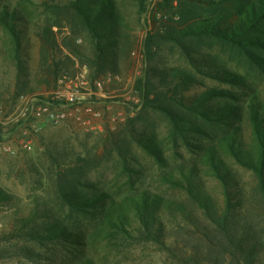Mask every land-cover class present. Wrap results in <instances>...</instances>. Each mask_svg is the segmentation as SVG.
I'll return each mask as SVG.
<instances>
[{
  "label": "rangeland",
  "instance_id": "rangeland-1",
  "mask_svg": "<svg viewBox=\"0 0 264 264\" xmlns=\"http://www.w3.org/2000/svg\"><path fill=\"white\" fill-rule=\"evenodd\" d=\"M141 1L110 0L119 26L108 19L100 69L89 31L51 7L109 0H0L17 33L0 21V264H264V142L249 111L264 119V19L231 47L180 35L214 17L239 25L238 1ZM175 70L195 80L176 94ZM59 87L79 99L53 102ZM211 90L228 94L195 107Z\"/></svg>",
  "mask_w": 264,
  "mask_h": 264
},
{
  "label": "trees",
  "instance_id": "trees-1",
  "mask_svg": "<svg viewBox=\"0 0 264 264\" xmlns=\"http://www.w3.org/2000/svg\"><path fill=\"white\" fill-rule=\"evenodd\" d=\"M145 1L146 0L141 1L142 8L145 4ZM237 1L239 5H236V8L238 9V13L240 14V20H241L239 25H236L235 27L231 29H223L220 23V21L224 19L223 16L214 17V18H210L208 20H205L199 23V25L201 26L197 25L196 27H193V26L188 27L185 31H183V33L180 36L181 37L207 36L208 38L213 37L223 42L225 41L231 47H234L236 40H238V42L241 43L242 41L237 38H240L242 36H249L250 23L255 22V20L264 19V0H257L258 3L252 4V5H250V0H236V2ZM52 5L54 6L51 7V9L65 10L68 16L75 17L85 27V29L89 31V33L91 34L93 38V42H94V45L97 51L96 64L99 66L100 69H102L106 63V58L103 54L105 51L104 46L106 43L103 42V37L105 33H109L110 31V25H109L110 22L108 21V19H111L112 21V28L113 27L117 28L119 26V20H118V16L116 15L117 11L115 9V5L111 3L109 0L108 3L102 4L100 9L93 13H87L83 9L81 4L78 2L77 3L73 2L65 6H61L55 3H53ZM0 21L2 22V24L7 30L9 31L11 30L10 28L13 26L14 20L10 19V13L7 12V9H4L2 12L0 11ZM12 32H13L12 33L13 35L14 33L17 35L15 30H13ZM40 38L43 43L42 45L45 51H48L49 49V51L54 52L56 48L58 47L55 35L52 32L51 27L49 29L44 30ZM151 38H154V37H151ZM15 42L17 43L15 45V52H16L15 59H18L19 52L21 50V45L17 37H16ZM244 42H247V41H244ZM148 43H147L148 53L151 54L152 52L151 40L150 42L148 41ZM108 46H112L113 48H116V46H114L113 44H108ZM149 59L150 58L148 57V60ZM205 74L211 75L213 78H216V79L223 78V77H220L219 76L220 73H216V71H207V73ZM167 77L168 79H171L173 82L172 85H174L175 90L171 92H174L175 94L179 92L180 89H186L190 87L191 85H193L195 82V80L190 75L180 70L172 71V74L170 75L167 74ZM223 79L227 80L228 83H232L234 85L239 84L240 82V77L238 75L236 76L233 75L231 78H223ZM147 81L149 80H147L146 78L144 79V81L140 82L139 85L140 87H142L140 88L143 92L142 100L145 102L146 105H150L147 103L151 100L150 99L151 95L149 93V86L147 84ZM227 94L228 93L226 91H218V90L207 91L202 96V100H203L202 103L197 104L195 107H201L205 101L207 102V101H211V100L218 99V98H225ZM157 96H160L162 98L161 99L162 101L170 100L173 102V104H176L178 106H182V104L184 103L183 98H180L179 96L177 97L168 96V93H165V95L162 94V95H157ZM258 105L259 103L253 102L252 105L249 107V111L251 112L250 116H251V121L254 125V131L256 134V138L258 142L263 143L264 142V126H263L264 119H262L260 115L261 112H260V109L258 108ZM170 114L173 116L171 119L174 123V127L172 130L173 131L172 136L177 137L179 136L180 131L184 129V127H180L182 126L180 124L183 121H177V117L175 113L171 112ZM206 116L208 117V115ZM153 156L157 158L156 155H153ZM147 202L148 201H145V203ZM137 205L140 206V203L137 202ZM110 212L114 215V219L113 221H108V223L112 225L117 224V226L121 224L120 221H117V218L119 217L120 212H118V210L110 211ZM144 225L146 226L145 223Z\"/></svg>",
  "mask_w": 264,
  "mask_h": 264
},
{
  "label": "built area",
  "instance_id": "built-area-1",
  "mask_svg": "<svg viewBox=\"0 0 264 264\" xmlns=\"http://www.w3.org/2000/svg\"><path fill=\"white\" fill-rule=\"evenodd\" d=\"M82 77H85V74H82ZM97 85L99 87H101V82H97ZM79 92L75 91V92H71L70 90L64 88V87H59V89L52 93L50 95V99L53 102H59V101H66V102H75L76 100L79 99V97H77ZM34 101H38V100H34ZM45 111H47V108L44 109Z\"/></svg>",
  "mask_w": 264,
  "mask_h": 264
}]
</instances>
